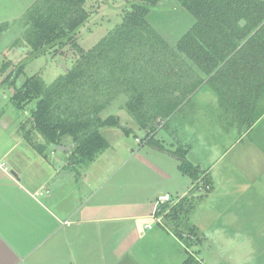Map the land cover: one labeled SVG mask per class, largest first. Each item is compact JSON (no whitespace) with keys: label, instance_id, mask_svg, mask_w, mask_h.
<instances>
[{"label":"crops","instance_id":"obj_1","mask_svg":"<svg viewBox=\"0 0 264 264\" xmlns=\"http://www.w3.org/2000/svg\"><path fill=\"white\" fill-rule=\"evenodd\" d=\"M178 41L171 44L176 45ZM198 72L188 74L185 87L174 86L169 84L170 81L164 84V107L182 92H187L188 97L176 114L164 120L163 126L152 134L156 141L139 143V148H145V143L155 151L133 150L130 157H136L129 169L124 170L130 157L117 165L111 177V180L115 178L113 185H109L112 183L109 178L106 182L90 185L93 173L81 167L95 159L88 163H73L70 150L50 147L51 151L47 148L42 154L34 149L27 139V131H31V139L36 131L31 116L22 121L20 116L8 115L4 109L0 113V264H143L135 256L143 259L152 253L156 254L157 260L159 254L165 258L174 257L175 246L171 244H177L180 238L169 228V221L166 220V226L155 224L153 215L154 198L160 191L164 189L176 203L182 198L180 195L190 193L198 182L180 170L181 160L172 153L179 148L186 149L189 162L211 181V190L223 174L230 179V187L248 191L247 196L237 199L217 198L213 218L208 217L207 221L222 222L224 215L227 217L224 223L227 236L250 237L249 232L254 227V236L264 240V94L255 107L256 113L262 114L250 126L246 117L250 116L251 107L246 106V102L239 118L235 112L239 105L219 95V89L215 87L217 82L199 84L193 92H188L192 89L191 83L202 76L201 71ZM3 79L0 74V83ZM148 98L151 101L149 110L159 107L152 94ZM2 108L3 101L0 110ZM150 114L154 115V111ZM26 122H29L27 130ZM16 125L19 130L13 129ZM33 141L44 144V141ZM157 143L166 150L155 146ZM65 145L68 146V142ZM254 148L259 171L237 180L235 175L243 173L245 162L253 157ZM195 149L202 155H197ZM158 150L175 161L159 157ZM63 151L68 153L64 156L58 153ZM142 151L148 156L140 155ZM231 158L235 161H230ZM174 168L181 177L173 180L182 185H155L158 181L169 184L170 171ZM126 171L129 172L127 175ZM198 180L202 182V177ZM232 180L236 184H231ZM118 190L121 194L116 195ZM254 194L256 201L251 196ZM249 200H254L253 205L256 202L254 219L257 225L251 227L246 223L237 229L239 221H253V214L246 210ZM228 224L235 230L233 233L228 230ZM194 226L200 237L199 226ZM208 236L203 234V237ZM141 242L146 249L139 247ZM196 243L200 258L204 257V264H207L208 249L200 246L201 241Z\"/></svg>","mask_w":264,"mask_h":264},{"label":"trees","instance_id":"obj_2","mask_svg":"<svg viewBox=\"0 0 264 264\" xmlns=\"http://www.w3.org/2000/svg\"><path fill=\"white\" fill-rule=\"evenodd\" d=\"M88 1L34 0L15 19L20 34L8 46L9 50L24 45L28 51L7 74L6 67H10L11 61L4 63L0 71L4 76L1 87L15 85L27 62L41 54L52 50L67 53L66 48L75 52L72 67L50 85L36 74L13 92L12 101L19 109L37 100L31 119L33 130L41 134L44 144H34L31 131H27V139L37 151L45 154L51 144L65 145L64 139L71 137L73 163L94 160L109 145L99 129L121 127L119 116H101L103 109L121 94L128 96L126 107L138 125L148 131L140 142L156 141L152 134L163 126L164 120L176 114L188 97L187 92H182L164 107V84L170 81L169 84L185 87L188 74L193 71L198 74V70L202 76L191 83L192 89L188 92H193L199 84L217 82L219 95L239 105L235 108L239 118L246 102L251 107V114L246 117L250 126L261 116L255 107L264 94V0H177L191 12L195 22L176 45L168 42L148 20V14L161 0H124L126 10L121 22L86 49L79 43L78 33L97 11L87 8ZM103 1L108 0L100 2ZM243 19L245 25L241 24ZM10 24L11 21L0 23V37ZM149 94L159 106L153 108L152 116L153 111L148 109ZM155 146L166 150L162 144ZM185 150L179 148L172 153L181 160L180 170L198 182L176 203L172 199L161 204L156 215L162 217L158 223L162 226H166V220L173 222L177 229L172 230L180 240L198 242L202 238L197 236L195 226L187 228L189 234L179 230L180 212L191 210L187 199L200 187L198 178L202 177L206 190H211L212 184L189 162ZM187 252L183 264H204V257L197 259Z\"/></svg>","mask_w":264,"mask_h":264},{"label":"rangeland","instance_id":"obj_3","mask_svg":"<svg viewBox=\"0 0 264 264\" xmlns=\"http://www.w3.org/2000/svg\"><path fill=\"white\" fill-rule=\"evenodd\" d=\"M34 0H0V23L5 21H11L10 27L6 30L0 37V71L4 67V63L11 61L10 67H6V74L13 70L20 61H22L27 53V49L22 45L16 48H10L11 43L16 37H19L20 28L15 19H17L25 9ZM101 1V0H100ZM99 0H90L86 3L88 9H97L90 20L80 29L78 33L79 43L86 49L94 46L110 29H112L116 24L121 22L125 14V1L124 0H108L100 2ZM148 20L151 25L161 33L168 42L174 44L180 37L187 32V30L194 24L195 17L188 11L185 7L181 6L177 0H161L158 5H156L150 13L148 14ZM23 42V41H22ZM60 51V50H58ZM49 51L46 54H41L37 56L34 60L27 62L24 71L18 76L16 84L13 86H0V103L3 101L4 108L0 110V113L5 109L8 115L20 116V120L27 121L30 119L31 110L36 106L37 100L26 104V108L19 109L15 106L12 101V95L15 91V87H20L23 85L24 81L33 75L39 74L47 85H50L58 76L62 75L67 68L72 67L75 52L70 48H66L67 53ZM1 84V83H0ZM203 93L205 94L206 91ZM128 96L119 95L117 96L108 106H106L101 112L103 118L114 114L119 116L120 126H104L99 129L100 133L108 140L109 145L105 151L98 153V157L89 165H84L81 167L83 170L92 171V183L111 181L109 185L115 183V178L111 180L114 175V170L118 164L122 163L125 159L130 157V153L133 150H139L138 137L144 139L146 137L147 131L140 127L136 122L135 118L131 115L128 108L126 107ZM28 123L26 122V129H28ZM127 128V130L124 127ZM19 130L18 125L14 126L13 129ZM32 139L36 142L43 141V137L38 131L33 133ZM68 145L73 144L71 137H67ZM148 151H155L149 148L145 143H143ZM48 151H51L49 147ZM197 155H202L200 150L195 149ZM255 148L252 149V156L245 162L243 173L235 175L237 180H243L247 177L252 176V173L258 172L260 169L258 157H256ZM60 155H66L68 152H58ZM159 153V157H164L167 159L169 156L162 154L161 151H156ZM140 155H145V151H142ZM136 156L130 157V161L126 164L124 170L129 169L131 163L134 161ZM27 159L28 158H25ZM26 160V161H27ZM175 161L174 158L169 157L167 161ZM230 161H235V158L229 159ZM206 162V161H205ZM27 163V162H26ZM174 167L173 163H170ZM87 168V169H86ZM128 171V170H127ZM125 172V175L129 172ZM177 170L174 168L170 172L172 178L170 183L155 182V185H182V183L176 182L175 177L181 174H176ZM183 173V172H182ZM183 175H185L183 173ZM217 181L214 190H206L205 185L200 183V187L193 193L189 194L187 207H191L190 211L186 209L180 212V224L179 230L182 232H187V228L194 226V224L199 226V236L201 239V245L208 249L209 253L206 255L207 264H260L264 263V240L260 237L258 238L254 232V225L256 226L257 210L256 202L253 205V201H256V196L251 195L254 200H249L246 210L253 214L251 216L253 221H243L239 224H233L239 226H245L246 223H250L253 227L250 237L242 236L241 238H231L226 235L224 229L226 225L224 224L227 220L226 216H222V222L210 221L209 218H213L212 214L214 212V205L217 204L216 199L221 198L222 200L237 199L243 196H247V190H241L238 187L229 186L230 179L221 174ZM182 179V178H181ZM186 179V178H185ZM107 181V182H108ZM186 181V180H185ZM176 184H175V183ZM158 183V184H157ZM231 184H236L233 180ZM164 190V189H163ZM160 191L159 194H165V191ZM171 192V191H170ZM114 194L113 192H111ZM172 193V192H171ZM119 190L116 195H119ZM174 196L176 193H172ZM156 195L154 201L158 199ZM184 197V195H180ZM174 198V197H173ZM169 209L165 212L168 213ZM147 220V219H146ZM155 224H158L155 219H153ZM169 228L176 230L173 222L169 220ZM158 226V225H157ZM176 228V229H175ZM231 229V230H230ZM228 230L233 233L235 230L228 224ZM207 233L208 237H203V234ZM186 234H189L188 232ZM228 237V238H227ZM181 243V244H179ZM146 244V243H145ZM139 247L146 249L144 243H139ZM175 246L174 257L165 258L163 255L159 254V260L156 259V254H148L143 256V259L136 257L140 263L143 264H183L184 260L188 256V250L193 253L197 259H200L198 254V246L196 241L181 239L177 244H171ZM186 249V250H185ZM107 256V255H104ZM94 258V257H93ZM92 258V259H93ZM164 258V259H163ZM155 259V260H154ZM233 259L232 262H229Z\"/></svg>","mask_w":264,"mask_h":264},{"label":"built area","instance_id":"obj_4","mask_svg":"<svg viewBox=\"0 0 264 264\" xmlns=\"http://www.w3.org/2000/svg\"><path fill=\"white\" fill-rule=\"evenodd\" d=\"M138 142H140V138L138 139ZM173 198L170 194H164L159 196V198L156 200L155 202V206H154V219L156 220L157 223L162 222V217L161 216H157L156 213L159 209V206L165 202L171 201ZM149 227L151 228L152 225H149Z\"/></svg>","mask_w":264,"mask_h":264},{"label":"water","instance_id":"obj_5","mask_svg":"<svg viewBox=\"0 0 264 264\" xmlns=\"http://www.w3.org/2000/svg\"><path fill=\"white\" fill-rule=\"evenodd\" d=\"M241 24L245 25L246 20H241ZM53 148L58 149V150H71L72 145H61V144H51Z\"/></svg>","mask_w":264,"mask_h":264}]
</instances>
